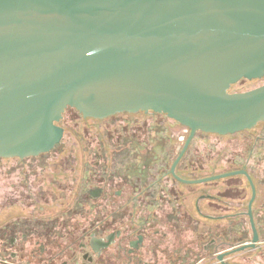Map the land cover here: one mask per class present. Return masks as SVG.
<instances>
[{
	"label": "water",
	"instance_id": "obj_1",
	"mask_svg": "<svg viewBox=\"0 0 264 264\" xmlns=\"http://www.w3.org/2000/svg\"><path fill=\"white\" fill-rule=\"evenodd\" d=\"M263 77L264 0H0V158L53 151L68 107L94 119L153 111L190 129L177 179L244 174L255 196L247 169L185 179L177 166L198 132L264 121V84L230 91Z\"/></svg>",
	"mask_w": 264,
	"mask_h": 264
},
{
	"label": "rangeland",
	"instance_id": "obj_2",
	"mask_svg": "<svg viewBox=\"0 0 264 264\" xmlns=\"http://www.w3.org/2000/svg\"><path fill=\"white\" fill-rule=\"evenodd\" d=\"M263 84L264 77L242 79L233 84L230 91H248ZM59 125L64 127L65 134L53 151L24 159L0 158V264H50L53 256L58 258L61 243L65 245L68 240L46 239L40 234L43 228H37L34 223L40 218L65 215L75 216V226L79 223L90 225L95 217L109 214L112 209L107 204L124 199L116 192H123L128 189V184L138 182L140 168L146 171L147 183H155L162 177V184H178L180 201H186L181 190L187 192V187L180 181L166 178L190 134L181 123L164 114L141 111L121 112L105 119L86 118L76 108L68 107ZM179 167L186 176L193 178L247 167L256 175L264 193V121L233 134L198 132ZM210 183L222 185L226 180ZM97 186L104 188L103 195L97 200L103 204L97 207L90 199L78 206L84 189ZM215 188L201 189L214 191ZM47 199H50L49 204ZM187 199L190 203V198ZM262 200L257 215L264 217V198ZM205 203L204 200L201 205ZM183 213L180 210V217ZM18 214L33 220L34 229L26 238L13 244L9 237L2 236L1 227H8ZM119 215H122L121 210ZM224 226L230 231L237 224H214V229L218 231ZM246 226L250 227L249 224ZM261 226L264 230V221ZM207 227L201 223L199 231H207ZM192 232H197V224L183 218L179 227L180 248L196 242Z\"/></svg>",
	"mask_w": 264,
	"mask_h": 264
},
{
	"label": "flooded vegetation",
	"instance_id": "obj_3",
	"mask_svg": "<svg viewBox=\"0 0 264 264\" xmlns=\"http://www.w3.org/2000/svg\"><path fill=\"white\" fill-rule=\"evenodd\" d=\"M141 112L148 114L153 111ZM186 130L190 132L188 127ZM143 158L146 160L145 153ZM179 164V176L196 179L181 172ZM241 169H247L252 177L255 196L244 174L222 178L226 180L222 185L210 183L213 181L198 184L180 181L170 172V168L166 178L180 181L182 186L187 187L188 193L181 190L186 197L183 202L188 203L187 197L191 200L185 205L180 201L182 196L178 184H162V177L156 179L155 183H147L146 171L140 168L138 182L128 184V189L123 192H116L124 199L107 204L112 209L109 214L95 217L90 225L82 226L79 223L75 226V216L65 215L53 219L40 218L34 225L43 228L40 234L46 239L68 240L65 245L61 243L58 258L53 256L50 264L57 261L60 264H264V230L261 226L264 217L257 215V207L263 201L264 193L256 175L247 167L226 172ZM205 187H216L217 190L201 189ZM103 191L104 188L99 186L84 189L78 206L90 202V199L97 207L101 206L103 203L97 200ZM204 200L206 205L202 206ZM46 202L49 204L50 199ZM120 210L122 215H119ZM180 210L184 212L181 217ZM183 218L197 224V232H192L196 235L192 238L196 242H189L188 247L180 248L179 227ZM28 219L21 214L16 215L8 227H1L2 236L9 237L13 244L20 238H26L34 229L33 220ZM253 221L257 227L255 242ZM201 223L208 225L207 231H199ZM226 223L237 224V227L230 231L226 226L219 227L218 231L214 229V224L219 226ZM248 224L250 227L246 226ZM57 229L59 231H55Z\"/></svg>",
	"mask_w": 264,
	"mask_h": 264
}]
</instances>
